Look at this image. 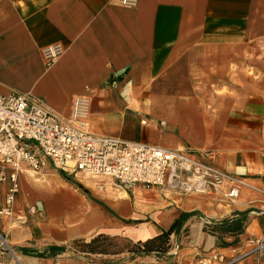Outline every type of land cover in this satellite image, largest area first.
<instances>
[{"label": "crops", "instance_id": "crops-1", "mask_svg": "<svg viewBox=\"0 0 264 264\" xmlns=\"http://www.w3.org/2000/svg\"><path fill=\"white\" fill-rule=\"evenodd\" d=\"M52 44L63 52L46 66L41 51ZM12 93L61 120L85 96L90 133L201 160L211 152L244 185L229 202L126 190L105 176L62 173L47 159L37 172L23 165L11 214L0 219V264L158 263L153 254L73 258L71 242L98 234L145 241L183 214L191 216L171 235L164 264L228 256L264 233V0H0V95ZM7 187L0 183V206ZM238 213L239 242L224 247L207 228ZM52 247L64 251L39 257Z\"/></svg>", "mask_w": 264, "mask_h": 264}, {"label": "built area", "instance_id": "built-area-1", "mask_svg": "<svg viewBox=\"0 0 264 264\" xmlns=\"http://www.w3.org/2000/svg\"><path fill=\"white\" fill-rule=\"evenodd\" d=\"M137 1L119 0V4L134 7ZM62 52L60 44L43 48L45 65L55 63ZM88 104L85 96L75 97L68 118L61 120L36 98L17 93L0 95V183L8 182L0 219L11 214L21 167L37 172L46 159L62 173L105 176L126 190L159 188L177 195L198 196L216 193L229 202L239 197L244 182L216 167L211 152L201 160L186 151L90 133ZM0 238L5 244L1 234ZM248 259L264 262V233L233 247L228 256L214 251L198 264H242Z\"/></svg>", "mask_w": 264, "mask_h": 264}, {"label": "trees", "instance_id": "trees-1", "mask_svg": "<svg viewBox=\"0 0 264 264\" xmlns=\"http://www.w3.org/2000/svg\"><path fill=\"white\" fill-rule=\"evenodd\" d=\"M191 214H183L176 219L167 230H162L160 234L146 239L145 241L130 242L119 237H111L98 234L89 240L77 239L71 242V247L81 254L91 255H119L128 253L134 256L157 257L165 255L170 248V237L179 233L183 223ZM244 214L238 213L236 217L225 218L220 222L208 226V232L219 240L224 247H230L239 242L238 236L242 233V219ZM232 237L230 242L224 239ZM64 251V247L50 248L49 253H41L39 257H53Z\"/></svg>", "mask_w": 264, "mask_h": 264}, {"label": "rangeland", "instance_id": "rangeland-1", "mask_svg": "<svg viewBox=\"0 0 264 264\" xmlns=\"http://www.w3.org/2000/svg\"><path fill=\"white\" fill-rule=\"evenodd\" d=\"M4 239V238H3ZM123 239V238H122ZM174 242V241H173ZM0 244H2L1 246H6L5 244H4V242H3V240L0 238ZM171 244V243H170ZM70 256H72L73 258H76V257H81L82 255L78 252V251H76L74 248H70ZM159 259H161V260H158V263H155V262H157V261H155V260H148L147 261V263H143V264H164V263H162L161 261H162V259L163 258H161V256H159ZM165 260V259H164Z\"/></svg>", "mask_w": 264, "mask_h": 264}]
</instances>
